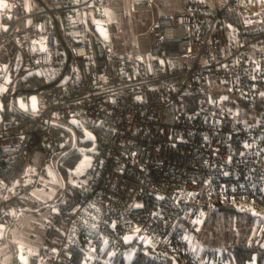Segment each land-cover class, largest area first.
<instances>
[{
  "label": "built area",
  "instance_id": "2783aa9c",
  "mask_svg": "<svg viewBox=\"0 0 264 264\" xmlns=\"http://www.w3.org/2000/svg\"><path fill=\"white\" fill-rule=\"evenodd\" d=\"M4 1L0 168L10 177L0 182V218L40 185L63 126L80 128L70 119L99 131L94 165L77 183L81 199L59 209L27 264H70L78 248L82 264H113L142 248L153 262L169 254L179 264H228L200 254L180 220L201 221L222 202L264 226V0H180L173 11L129 0L131 40L104 24L123 35L121 50L77 18L93 9L104 19L110 0ZM33 74L49 85L34 93L35 110L23 97V110L17 85ZM222 90L260 109L241 117L215 97ZM193 93L207 97L189 114L183 102Z\"/></svg>",
  "mask_w": 264,
  "mask_h": 264
},
{
  "label": "trees",
  "instance_id": "16d2710c",
  "mask_svg": "<svg viewBox=\"0 0 264 264\" xmlns=\"http://www.w3.org/2000/svg\"><path fill=\"white\" fill-rule=\"evenodd\" d=\"M158 7L166 6L163 0L158 2ZM159 9V8H158ZM161 10V9H160ZM225 21H234L231 14H225L222 17ZM58 83L56 79L51 84ZM46 78L39 74L28 75L20 80L17 85L18 91L25 95L34 94L38 89L48 86ZM215 97H221L224 106H233L239 109L241 117H253L256 111L260 109H250L246 104L237 102L234 97L228 94L227 91L222 90L220 93H215ZM207 96L199 93H193L186 96L183 102V109L185 112L192 114L199 110L200 101ZM227 97V99H223ZM87 128L92 132L95 137H98L99 131L96 128ZM66 140L63 145H59L55 151L54 167L63 181L64 185L60 188L58 193V206L60 208H71L80 199L81 193L79 188L68 182L69 175L73 172L80 157L79 147L83 149L89 148L93 145L92 139L88 137L82 129L76 128L75 130L65 129ZM10 177V172L0 168V182L7 181ZM56 205V204H55ZM21 207V211L16 213L14 209ZM25 203L21 197H16L8 205V213L1 216L0 223L5 224L6 227L13 223L17 216L23 211ZM257 217L253 213L241 212L234 205H227L222 202H216L215 206L202 218L198 223H190L187 218L182 217L180 223L185 226L182 230L183 234L188 232L193 235V239L197 243L199 240L203 243L202 253L209 255L213 259H222L229 261L230 264H247L253 259L264 261V237L254 235L250 239L252 226L256 222ZM201 230H197L198 226ZM203 229V232H202ZM209 236V239L205 241ZM47 238V235H46ZM206 242V243H205ZM198 244V243H197ZM14 262L18 263L16 250L13 248ZM84 253L81 249L76 250L74 260L70 264H82ZM113 264H126L125 260L117 259ZM131 264H179L178 259L167 255L160 262H153L149 258L146 248H142L139 254L134 257Z\"/></svg>",
  "mask_w": 264,
  "mask_h": 264
},
{
  "label": "rangeland",
  "instance_id": "374dc122",
  "mask_svg": "<svg viewBox=\"0 0 264 264\" xmlns=\"http://www.w3.org/2000/svg\"><path fill=\"white\" fill-rule=\"evenodd\" d=\"M128 1L129 0H110L108 12L104 18L106 21L98 17L93 9H90L89 12H79L77 18L79 20L85 19L89 23H91V25L97 30L98 34H101V28L106 31L104 24H109L111 26L112 32L116 33L117 31L124 30L126 31V38L128 40H131L129 19L126 9V7L128 6ZM164 2H166V6L162 8L158 7L163 11L175 10L180 6V0H163V3ZM158 8L157 10L159 11ZM106 33L107 39L114 43V47L116 48V50H121L124 39L123 35H110L108 32ZM102 36L105 37L104 35ZM21 95L22 97H19L18 99L19 107H21L23 97H27L32 105L31 98L35 97L34 94H31L29 96H26L24 94ZM22 109L24 110L25 107H23ZM67 124V121L61 122V125ZM86 137H88V135H85V138ZM78 150H80L81 153L80 157L78 158L75 169L68 178V182L74 186L77 185L79 180L87 178L89 170L94 165V158L91 152L86 151L82 147H79ZM55 156L56 154L53 156V159L48 166L47 174L40 181V185L32 189L29 193L21 196L22 200L25 203V207L23 208V211L17 216L16 220L7 226V230L4 231L2 238H0L1 264H13V248L15 250H18L19 247L39 248L41 246V242L46 236V225L53 221L55 214L59 211V200L57 196L60 188L64 185V183L54 167ZM85 157L88 158L87 163L85 164L81 172H77L76 169L81 165V162L85 160ZM52 203L56 205H51ZM197 230H201L200 225L197 227ZM258 230H264V226L262 228H259V219H257L252 226L250 239L254 238V235H257V238H260V236L264 237V233L261 234L260 232H258ZM187 235L188 237H190L192 243L196 247V250L200 254H202V250L204 248L202 245L203 243L199 240L197 244L195 242L196 240L193 239V235H191L190 232H188ZM208 239L209 236L205 241H207ZM134 257L135 251L131 249L128 250L125 255L126 264H131ZM226 263L230 264L229 261H226Z\"/></svg>",
  "mask_w": 264,
  "mask_h": 264
},
{
  "label": "water",
  "instance_id": "95a60500",
  "mask_svg": "<svg viewBox=\"0 0 264 264\" xmlns=\"http://www.w3.org/2000/svg\"><path fill=\"white\" fill-rule=\"evenodd\" d=\"M0 3H6L8 5V3L6 1H4V0H0ZM6 8L7 7H0V11H5ZM10 18H12V16H10ZM4 29H6V27ZM73 120L77 121L78 123L74 124L72 122ZM69 124L74 126V127H78L79 126L87 135L89 133L91 134V137H92L91 139L94 141V143H93V145L91 147L86 148L85 150L88 151V152L93 151L96 148V137H95V135L92 132H90L84 125H82L81 122L78 119H76V118L70 119L69 120ZM63 127L67 128L69 130H72V128H70V127H66V126H63ZM5 227H6L5 224H0V229L3 230V229H5ZM0 235H1V232H0ZM22 257H23V259H22ZM26 259H27L26 250L22 249L21 253H20V256H19V260H20L21 264H27Z\"/></svg>",
  "mask_w": 264,
  "mask_h": 264
},
{
  "label": "snow or ice",
  "instance_id": "6c2138e0",
  "mask_svg": "<svg viewBox=\"0 0 264 264\" xmlns=\"http://www.w3.org/2000/svg\"><path fill=\"white\" fill-rule=\"evenodd\" d=\"M8 6H9V5H7L6 3H0V7H8ZM101 34L104 35L105 38L107 39V33H106V31H104V29H102V28H101ZM3 91H6V89H4V88H0V92H3ZM261 95H264V93H261ZM31 99H32V108L35 110V108H36V104H37L36 97H32ZM138 99H139V98H138ZM223 99H227V97H224ZM21 107H22V108H23V107H26V105L22 103V104H21ZM72 122H73L74 124L78 123V122L75 121V120H73ZM88 138H89V139L92 138L90 133L88 134ZM87 161H88V158L85 157V160L81 162V165L76 169V171H77V172H81V171L83 170L85 164L87 163ZM141 206H142V205H136V207H141ZM198 222H199V221H193V223H198ZM136 231H139V229H137ZM125 239H126V240H127V239H131V237H126ZM186 239H187V237H186ZM22 259H23V257H22Z\"/></svg>",
  "mask_w": 264,
  "mask_h": 264
},
{
  "label": "crops",
  "instance_id": "0c3cea01",
  "mask_svg": "<svg viewBox=\"0 0 264 264\" xmlns=\"http://www.w3.org/2000/svg\"><path fill=\"white\" fill-rule=\"evenodd\" d=\"M179 9V8H178ZM175 10H177V9H175ZM167 11H173V10H167ZM7 230V227H5V229H0V232H1V235H0V238H2V236H3V234H4V231H6ZM46 235H47V231H46ZM46 241V236H45V238L43 239V241L41 242V246L39 247V248H25V247H19V249L18 250H16L15 252H16V255H17V257H18V263L17 264H21V262H20V260H19V256H20V253H21V250L22 249H24V250H26V256H27V259H26V261H27V263H28V261L30 260L29 259V257L31 256V255H33V254H36V253H38V251L41 249V247H42V245L44 244V242ZM13 250V249H12ZM14 251H12V261H13V264H16L15 262H14V253H13ZM0 264H1V262H0Z\"/></svg>",
  "mask_w": 264,
  "mask_h": 264
}]
</instances>
